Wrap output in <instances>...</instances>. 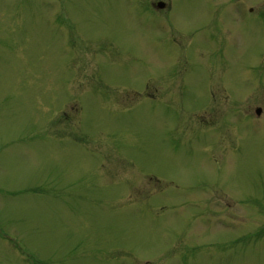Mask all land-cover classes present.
<instances>
[{
  "label": "rangeland",
  "instance_id": "rangeland-1",
  "mask_svg": "<svg viewBox=\"0 0 264 264\" xmlns=\"http://www.w3.org/2000/svg\"><path fill=\"white\" fill-rule=\"evenodd\" d=\"M155 1L0 0V264H264V0Z\"/></svg>",
  "mask_w": 264,
  "mask_h": 264
}]
</instances>
